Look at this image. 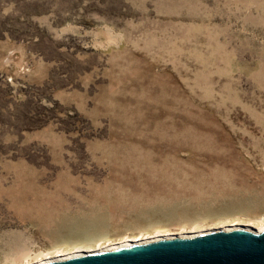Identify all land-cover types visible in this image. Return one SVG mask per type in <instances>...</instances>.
Returning <instances> with one entry per match:
<instances>
[{
  "label": "rangeland",
  "instance_id": "374dc122",
  "mask_svg": "<svg viewBox=\"0 0 264 264\" xmlns=\"http://www.w3.org/2000/svg\"><path fill=\"white\" fill-rule=\"evenodd\" d=\"M261 73L264 0H0V264L264 219Z\"/></svg>",
  "mask_w": 264,
  "mask_h": 264
},
{
  "label": "water",
  "instance_id": "95a60500",
  "mask_svg": "<svg viewBox=\"0 0 264 264\" xmlns=\"http://www.w3.org/2000/svg\"><path fill=\"white\" fill-rule=\"evenodd\" d=\"M42 264H264V230L160 237Z\"/></svg>",
  "mask_w": 264,
  "mask_h": 264
},
{
  "label": "bare ground",
  "instance_id": "6f19581e",
  "mask_svg": "<svg viewBox=\"0 0 264 264\" xmlns=\"http://www.w3.org/2000/svg\"><path fill=\"white\" fill-rule=\"evenodd\" d=\"M260 76H264V74L261 73ZM257 80L259 81V79H257ZM244 225L248 227L247 228L248 230H251L252 228H254L257 232H260V231L264 230V219L263 218H259V219L248 220V222H246ZM225 226H226L225 224H222V226H220V225L215 226L214 225L213 228H215V229H212L211 231H207V233L208 232L233 230V228H228L227 226L226 227ZM245 226H244V229H245ZM220 227H224V228H220ZM203 229H204L203 227H201V228L198 227L197 229L193 228V229H190L189 231H191L190 233L193 232V233L197 234L200 231H202ZM196 231H199V232H196ZM155 232H156L155 236L148 237V238H151V237H155V238L148 239V240H154V239L160 238V237H158L160 235H163V236L166 235L161 229H158ZM193 235L194 234L182 235L181 237H192ZM145 239H147V238H142L141 236L140 237H135V238L133 237L131 240H129V242H123V243L119 244L118 247L119 246L133 245V244H141L143 241H146ZM111 248H115V247H104V246L101 247V246H98V248H93V249L88 248V247H83V248L81 247L79 249L76 248L73 251H67V252H64L63 249L57 248V249H53V250L37 252V253H35L33 255L25 254V255H23V258H24V262L23 263L27 264L28 262H30V264L31 263H33V264H42V263H45L47 261L58 260V259L63 260V259H67L69 257L82 256L85 253L97 252V251H102L104 249H111Z\"/></svg>",
  "mask_w": 264,
  "mask_h": 264
}]
</instances>
